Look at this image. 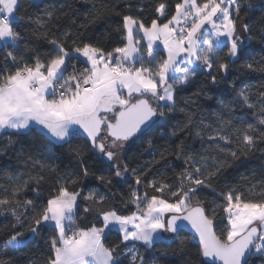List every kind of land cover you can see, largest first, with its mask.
Masks as SVG:
<instances>
[{
    "label": "snow or ice",
    "instance_id": "obj_1",
    "mask_svg": "<svg viewBox=\"0 0 264 264\" xmlns=\"http://www.w3.org/2000/svg\"><path fill=\"white\" fill-rule=\"evenodd\" d=\"M29 7L35 11L17 15L19 0H0V135L8 134L0 154L30 138L16 156L23 170L0 169V217L8 219L0 264H18L21 250L49 229L41 264H264V179L249 196L221 186L232 162L264 154V84L255 92L233 87L214 121L200 113L195 123L196 101L212 100L234 69L264 74L250 43L247 21L258 10L251 0H117L85 15L87 24H114L90 35L51 30L68 15L66 3L30 0ZM21 21L29 26L23 31ZM190 87L195 100L181 95ZM183 132L199 138L202 151L176 143ZM137 148L172 176L148 179L158 169L132 167L128 154ZM65 152L76 163L62 168ZM89 154L100 165L95 172ZM169 155L183 161L179 171ZM116 184L130 185L127 196L113 191ZM162 242L176 248L157 256Z\"/></svg>",
    "mask_w": 264,
    "mask_h": 264
},
{
    "label": "trees",
    "instance_id": "obj_2",
    "mask_svg": "<svg viewBox=\"0 0 264 264\" xmlns=\"http://www.w3.org/2000/svg\"><path fill=\"white\" fill-rule=\"evenodd\" d=\"M44 2H55L58 6L62 3L70 5V8H65V12L68 13L67 16L62 17L58 21L54 20L52 24L49 25L51 30L53 32H56L57 34L63 31L71 30L73 33L81 31L84 32L86 35H90L92 33H102L108 31L111 27H114V24L110 23V21L108 20H100L96 24H87V21L85 20V15L94 11L95 9L102 8L103 5L107 3H116L117 0H44ZM138 2L143 4H151L154 6L155 4L161 2V0H138ZM168 2L174 4L175 2H177V0H168ZM199 2H203V0H199ZM19 3L20 8L17 12V15H27L35 11L34 9L29 7L30 0H19ZM251 3L256 6L258 10L250 13L253 19L251 21H247L252 26L251 35L253 38L250 43L253 45L254 48L253 58L257 61H261L264 60V51H261V49H264V44H261L259 41V33L264 30V19H262V17H264V6H261L262 0H251ZM152 11L153 8L149 7L146 10L145 15H150ZM81 24H85L86 27L79 28L78 26ZM17 26L22 31L25 28L29 27L23 21H21L20 24ZM0 51H3V49H0ZM201 79H203V77H201ZM244 84L251 85L252 91L255 92L257 89H259L261 84H264V74L251 73L245 76L244 73L234 69L232 75L227 77V83H221L220 85L214 87V91L211 93V95L214 97L212 100H208L205 97L201 96L196 101V105H199V112L195 119V123L199 124L200 113H203L206 117H210V119L205 120L206 123L214 121L215 117L211 114L221 111V106L218 101L223 100L225 101V103L229 102L236 95V92L233 90V87L235 89H239L243 87ZM195 91V87H190L188 91L182 93L181 95L185 97H190L191 99L195 100L196 97L193 95ZM178 103L181 107L184 106L183 99H180ZM196 105H192L193 110L196 109ZM235 114L237 116H240L242 115V111L237 108L235 110ZM176 117L179 121H183L184 119L183 114L179 112L176 113ZM247 119L249 122H252V118L250 115ZM177 120H174L173 124H176ZM160 131L165 130L161 129ZM167 131L170 132L171 129L169 128L167 129ZM7 139V133L0 135V144H6ZM173 139L176 141V143H179V140L183 139L186 145L191 147L194 151H202L200 139L196 138L194 135H190L188 132L178 133L177 138ZM156 143L163 144L164 142L157 140ZM21 147H24L26 150L29 149L30 138H25V140H22L21 143L16 144L14 146V150H9L7 154H0V169H3L4 172H10L13 170H23L16 159L17 152ZM153 159L154 157L152 152H145L143 151V148H137L136 150L128 154V162L132 167L142 169L151 167L152 169H158V171L153 172V175H149L148 179H152L153 176H159L160 173H164L169 177L172 176V168H166L163 162H161L160 164H152L151 162L153 161ZM155 159H159V152L155 154ZM168 160L173 165L176 171H179L181 169L183 165L182 160H177L174 156L171 155L168 156ZM86 162L89 164L91 170L94 172L97 171L98 167H100V165L97 163L96 158L92 157L90 154L88 155ZM57 163H60L61 167L63 168L64 165H68L69 163L74 165L76 162L74 160L70 161V158L65 152L62 162L57 161ZM103 168L107 170V162L103 164ZM262 179H264V154L258 152L255 154V156L247 158L242 157L240 160L232 162V166L225 169L224 178L221 181V186H223L224 184H227L229 187L235 186L241 191H243L246 196H249L250 193L248 189L250 188V186L252 184H256ZM129 180H131V177H129ZM3 183L4 181L0 179V184ZM88 183L93 186H96L97 182L94 180H90L88 181ZM100 190L105 191L106 194L109 196L112 195L111 191L103 189L102 186H100ZM129 190V184H116L113 189V191L123 196H127ZM257 191H259L258 188ZM27 195L31 197L33 194L31 192H28ZM207 199L209 201L214 199V194L208 193ZM7 223L8 219H6L5 217H0V234L3 233L4 227ZM50 234L51 229L48 230V233L45 234L44 238H37L35 240L30 241L28 243V246L21 250V258L19 259L18 264H31V261L33 260H35L37 264H41V257L47 256L48 254L46 241L48 235ZM182 236H189V234L184 232L182 233ZM156 248L159 251H156L155 254L159 256L160 251L166 250L167 252L171 253L172 250L176 248V243L169 244L162 242L160 244H157ZM140 250L143 252V247H141ZM146 255L148 254L146 253ZM169 260L176 261L177 258L170 255ZM125 264H128V262L125 261Z\"/></svg>",
    "mask_w": 264,
    "mask_h": 264
},
{
    "label": "water",
    "instance_id": "obj_3",
    "mask_svg": "<svg viewBox=\"0 0 264 264\" xmlns=\"http://www.w3.org/2000/svg\"><path fill=\"white\" fill-rule=\"evenodd\" d=\"M185 233L189 234V230L186 229V230H185Z\"/></svg>",
    "mask_w": 264,
    "mask_h": 264
},
{
    "label": "rangeland",
    "instance_id": "obj_4",
    "mask_svg": "<svg viewBox=\"0 0 264 264\" xmlns=\"http://www.w3.org/2000/svg\"><path fill=\"white\" fill-rule=\"evenodd\" d=\"M242 2H245V0H242Z\"/></svg>",
    "mask_w": 264,
    "mask_h": 264
}]
</instances>
